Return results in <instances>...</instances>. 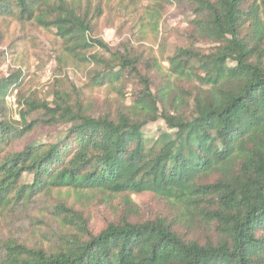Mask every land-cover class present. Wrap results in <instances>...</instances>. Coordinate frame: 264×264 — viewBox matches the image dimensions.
<instances>
[{"label":"trees","instance_id":"obj_1","mask_svg":"<svg viewBox=\"0 0 264 264\" xmlns=\"http://www.w3.org/2000/svg\"><path fill=\"white\" fill-rule=\"evenodd\" d=\"M113 1L0 0V19L52 32L59 65L115 101L98 105L73 85L49 101L30 94L13 125L5 99L20 98L23 75L0 79V219L63 190L119 197L96 234L60 197L50 213L74 232L43 239L48 248L0 240V264H264V0ZM143 3L156 39L165 5L192 17L165 58V39L158 59L143 31L135 45L95 37L111 7ZM43 130L51 142L13 148ZM143 195L167 209L144 215L131 200Z\"/></svg>","mask_w":264,"mask_h":264},{"label":"rangeland","instance_id":"obj_2","mask_svg":"<svg viewBox=\"0 0 264 264\" xmlns=\"http://www.w3.org/2000/svg\"><path fill=\"white\" fill-rule=\"evenodd\" d=\"M106 1L109 3L110 0H103V2ZM117 1H113L112 5L117 6ZM146 6V3H143L138 8H129L128 13L124 14L121 13L122 11L117 13L116 9L110 6L112 10L107 11L98 22L95 37L109 47H114L119 42L134 41L138 32L143 31L146 40L141 45L151 50L158 59L161 57L158 43L160 38L165 39L162 54V57L165 58L174 46L184 44L181 34L188 28L192 17L188 12L165 5L161 11L159 23L158 34L160 37L156 39L154 33L149 32L146 25L148 21V11L144 13V10H147ZM59 43L50 31L31 24H18L13 19H0V79L15 74L16 71L23 75L20 98H17V91H15L5 99L8 118L13 125L20 122L19 111L22 107L18 105V102L21 103L23 98L35 94L49 101L52 94L59 88L71 85L76 90L84 91L85 100L90 99L98 105H102L104 102L114 105V96L109 94L108 90L86 91L84 70L77 69L72 65H67L65 68L59 65L57 62ZM165 69L166 66H163V71ZM126 104H128V99ZM163 127V124L158 122L147 127L145 132L148 135H154L158 129ZM60 131H62L61 128L56 133ZM53 134L48 130L32 133L24 141L16 143L13 148L19 150L24 143L31 142L49 143L52 141ZM60 197L84 216L89 229L95 234L104 227L106 221L114 219L119 203V197L102 193L87 195L88 199L78 201L75 200L72 191L65 192L63 190ZM60 197L59 194L41 197L26 211L17 215H5V218L0 219V240L15 238L28 246L42 244L48 248L49 244L43 243V239L74 232L62 225L60 221H56L50 213L51 206L59 203ZM131 200L138 205L140 212L144 215L167 209L163 203L150 195L131 196Z\"/></svg>","mask_w":264,"mask_h":264}]
</instances>
